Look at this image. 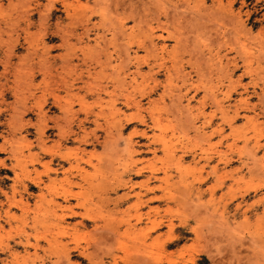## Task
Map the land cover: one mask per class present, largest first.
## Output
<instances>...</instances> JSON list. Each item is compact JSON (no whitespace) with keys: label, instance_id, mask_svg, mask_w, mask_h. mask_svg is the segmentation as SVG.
Listing matches in <instances>:
<instances>
[{"label":"rangeland","instance_id":"obj_1","mask_svg":"<svg viewBox=\"0 0 264 264\" xmlns=\"http://www.w3.org/2000/svg\"><path fill=\"white\" fill-rule=\"evenodd\" d=\"M0 264H264V0H0Z\"/></svg>","mask_w":264,"mask_h":264},{"label":"bare ground","instance_id":"obj_2","mask_svg":"<svg viewBox=\"0 0 264 264\" xmlns=\"http://www.w3.org/2000/svg\"><path fill=\"white\" fill-rule=\"evenodd\" d=\"M232 9V8H231ZM240 9V8H239ZM232 11V10H231ZM238 11V10H237ZM229 14H230V12H229ZM236 14V13H235ZM241 14V13H240ZM234 14H232V16H230V17H234L233 16ZM237 15V14H236ZM230 17H228V20H230ZM240 17V16H239ZM231 20H233L232 18H231ZM234 20H235V18H234ZM242 20V19H241ZM238 21V20H237ZM236 21V22H237ZM243 21V20H242ZM243 23V22H242ZM241 23V24H242ZM244 24V23H243ZM9 56V55H8ZM29 58V57H28ZM29 60V59H28ZM17 69V68H16ZM244 69H246V68H244ZM247 70V69H246ZM118 72V71H117ZM245 72H247V71H245ZM245 72H244V74H245ZM27 73V72H26ZM53 74V73H52ZM21 75H22V73H21ZM25 77V76H24ZM230 77V76H229ZM49 78V77H48ZM47 78V79H48ZM50 79V78H49ZM54 80V79H53ZM63 81V80H62ZM66 81V80H65ZM64 81V82H65ZM22 82V81H21ZM56 83V82H55ZM66 83V82H65ZM63 84V83H62ZM50 85V84H49ZM48 85V86H49ZM54 85V84H53ZM48 88V87H47ZM56 88V87H55ZM51 89V88H50ZM54 89V88H53ZM47 90V89H46ZM51 91V90H50ZM14 92V91H13ZM75 93H77V92H75ZM13 94V93H12ZM56 95V94H55ZM55 97V96H54ZM59 97V96H58ZM216 97V96H215ZM217 99H218V97H217ZM132 101H134V100H132ZM55 102V101H54ZM61 102V101H60ZM59 102V103H60ZM139 102V101H138ZM57 103H58V101H57ZM80 102H78V104H79ZM67 104H69V103H67ZM58 105V104H57ZM135 106L137 105V103L136 104H134ZM60 106H61V104H60ZM82 106V105H81ZM67 107V106H66ZM70 107V106H69ZM114 110H116V109H114ZM69 112H70V110H68ZM74 113V112H73ZM46 114V113H45ZM17 115V114H16ZM44 115V114H43ZM65 116H66V114H65ZM40 117V116H39ZM153 118V117H152ZM196 118H198V117H196ZM79 119V118H78ZM195 119V118H194ZM159 121V120H158ZM196 121V120H195ZM207 121H205V123H206ZM153 123V122H152ZM158 123V122H157ZM202 124V123H201ZM207 125H208V123H207ZM122 126V125H121ZM198 126V125H197ZM199 126H201L202 127V125H199ZM63 126H61V128H62ZM196 127V126H195ZM196 129V128H195ZM198 129V128H197ZM69 130V129H68ZM201 130V129H200ZM203 131V130H202ZM205 131V130H204ZM197 132H199V131H197ZM211 132V131H210ZM212 133V132H211ZM74 134V133H73ZM199 134V133H198ZM208 133H206V135H207ZM3 135V134H2ZM205 135V137H204V139H208L209 140V137L208 136H206ZM73 136V135H72ZM208 137V138H207ZM202 138V137H201ZM250 140V139H249ZM210 143V142H209ZM133 143H131V145H132ZM167 144V143H166ZM208 144V143H207ZM214 144V143H213ZM208 145H212L211 143L210 144H208ZM244 145H246V143H244ZM251 145H252V143H251ZM260 145V144H259ZM208 147H210V146H208ZM246 147V146H245ZM261 147V146H260ZM210 149V148H209ZM213 149V148H212ZM248 149V148H247ZM250 150V149H249ZM251 150H253L252 148H251ZM250 150V151H251ZM261 151H263V150H261ZM251 153H252V151H251ZM254 154V153H253ZM226 156V155H225ZM258 160H260V159H258ZM262 161V160H261ZM62 167V166H61ZM82 173V172H81ZM55 175V174H54ZM84 180V179H83ZM40 187V186H39ZM27 188V187H26ZM37 188V187H36ZM45 190V189H44ZM61 197V196H60ZM68 203V202H67ZM112 232H114L115 233V231H113L112 230ZM81 254H82V256H84V257H87L88 256V254L87 253H84L83 251H81Z\"/></svg>","mask_w":264,"mask_h":264}]
</instances>
